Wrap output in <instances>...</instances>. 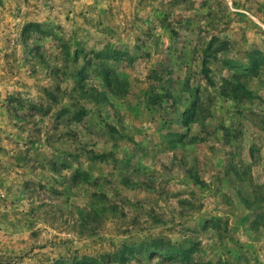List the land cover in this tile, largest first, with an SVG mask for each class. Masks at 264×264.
Masks as SVG:
<instances>
[{
  "label": "rangeland",
  "instance_id": "1",
  "mask_svg": "<svg viewBox=\"0 0 264 264\" xmlns=\"http://www.w3.org/2000/svg\"><path fill=\"white\" fill-rule=\"evenodd\" d=\"M0 264H264V0H0Z\"/></svg>",
  "mask_w": 264,
  "mask_h": 264
}]
</instances>
